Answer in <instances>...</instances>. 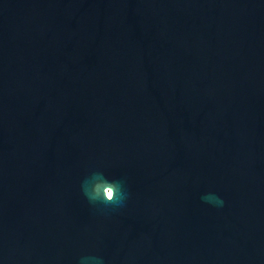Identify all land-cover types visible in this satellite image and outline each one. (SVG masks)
I'll return each instance as SVG.
<instances>
[{"label":"water","instance_id":"obj_1","mask_svg":"<svg viewBox=\"0 0 264 264\" xmlns=\"http://www.w3.org/2000/svg\"><path fill=\"white\" fill-rule=\"evenodd\" d=\"M82 256L264 264V0H0V264Z\"/></svg>","mask_w":264,"mask_h":264},{"label":"clouds","instance_id":"obj_2","mask_svg":"<svg viewBox=\"0 0 264 264\" xmlns=\"http://www.w3.org/2000/svg\"><path fill=\"white\" fill-rule=\"evenodd\" d=\"M81 191L90 204L104 207H123L128 199L124 181L109 179L103 172L94 171L81 183ZM201 199L209 205L223 206V200L214 192L205 193ZM97 256H82L79 264H99Z\"/></svg>","mask_w":264,"mask_h":264}]
</instances>
